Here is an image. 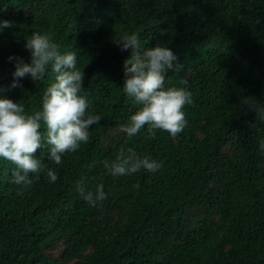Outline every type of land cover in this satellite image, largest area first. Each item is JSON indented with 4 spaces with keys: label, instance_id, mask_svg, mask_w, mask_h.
Segmentation results:
<instances>
[{
    "label": "trees",
    "instance_id": "trees-1",
    "mask_svg": "<svg viewBox=\"0 0 264 264\" xmlns=\"http://www.w3.org/2000/svg\"><path fill=\"white\" fill-rule=\"evenodd\" d=\"M0 20L12 22L0 31V87L13 79L8 57L30 62L26 39L46 33L77 54L87 112L101 117L60 165L37 150L43 170L23 195L0 158V264H264V119L241 105L264 102V0H0ZM132 33L141 51L158 44L183 64L165 78L192 94L175 138L121 130L140 106L122 89L131 50L114 41ZM53 82L50 71L25 77L0 98L31 114ZM128 149L161 168L109 174L104 162ZM78 183L102 184L106 198L90 206Z\"/></svg>",
    "mask_w": 264,
    "mask_h": 264
},
{
    "label": "clouds",
    "instance_id": "clouds-1",
    "mask_svg": "<svg viewBox=\"0 0 264 264\" xmlns=\"http://www.w3.org/2000/svg\"><path fill=\"white\" fill-rule=\"evenodd\" d=\"M10 27L11 21L0 20V31ZM114 43L121 51L131 50L123 62L122 89L140 106L121 130L131 138L147 125L150 136L159 129L175 138L186 127L182 109L192 103V94L183 88H166L165 78L169 70L181 71L183 64L171 49L158 44L141 51L136 33L123 34ZM24 48L30 52V62L26 63L19 56H9V62L14 65L13 79L9 88L0 87V92L21 87L19 81L25 77L41 80L49 71L54 82L44 92L41 110L31 114L21 103L0 98V158L15 165L11 182L20 186L18 195H23L33 184L29 174L43 170L41 160L35 155L37 150L47 146L49 159L60 165L63 154L74 152L82 143L89 142V129L101 120L99 115L87 112L89 100L81 94L84 73L77 68L75 52L61 53L49 34L39 32H32ZM241 105L264 119V102L246 96L241 99ZM260 149L264 151V142L260 143ZM161 166L162 163L154 159L137 156L132 149L121 151L114 162H104L112 176L132 175L141 170L155 173ZM46 174L51 182L58 179L52 169ZM77 191L90 206L106 198L102 184L97 185L93 193L86 191L83 183H78Z\"/></svg>",
    "mask_w": 264,
    "mask_h": 264
},
{
    "label": "rangeland",
    "instance_id": "rangeland-1",
    "mask_svg": "<svg viewBox=\"0 0 264 264\" xmlns=\"http://www.w3.org/2000/svg\"><path fill=\"white\" fill-rule=\"evenodd\" d=\"M61 252V251H60ZM60 252H58V253H60Z\"/></svg>",
    "mask_w": 264,
    "mask_h": 264
}]
</instances>
